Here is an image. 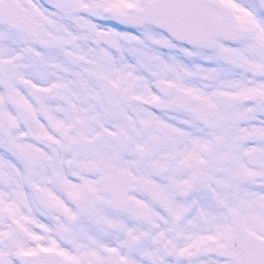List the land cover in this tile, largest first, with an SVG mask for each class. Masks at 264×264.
<instances>
[{"label": "snow or ice", "instance_id": "1", "mask_svg": "<svg viewBox=\"0 0 264 264\" xmlns=\"http://www.w3.org/2000/svg\"><path fill=\"white\" fill-rule=\"evenodd\" d=\"M0 264H264V0H0Z\"/></svg>", "mask_w": 264, "mask_h": 264}]
</instances>
